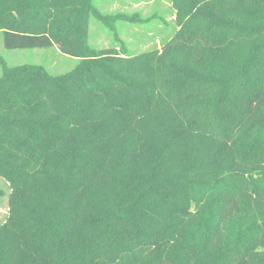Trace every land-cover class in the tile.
I'll return each instance as SVG.
<instances>
[{
	"label": "trees",
	"instance_id": "obj_1",
	"mask_svg": "<svg viewBox=\"0 0 264 264\" xmlns=\"http://www.w3.org/2000/svg\"><path fill=\"white\" fill-rule=\"evenodd\" d=\"M92 1L0 0L7 50L78 61L2 69L0 264H264V0H171L137 55Z\"/></svg>",
	"mask_w": 264,
	"mask_h": 264
},
{
	"label": "rangeland",
	"instance_id": "obj_2",
	"mask_svg": "<svg viewBox=\"0 0 264 264\" xmlns=\"http://www.w3.org/2000/svg\"><path fill=\"white\" fill-rule=\"evenodd\" d=\"M102 17H111L114 23L91 20L87 45L91 49L122 48L137 55L163 44L175 33L176 24L171 0H93ZM114 19V20H113ZM78 61L68 58L56 48L35 50H7L0 34V76L3 68L44 69L52 75L72 70ZM0 221L7 215L9 193L0 179Z\"/></svg>",
	"mask_w": 264,
	"mask_h": 264
}]
</instances>
